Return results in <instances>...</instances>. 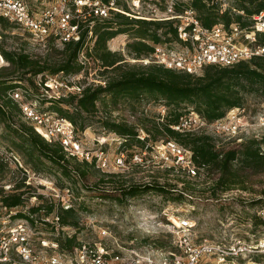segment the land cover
<instances>
[{"label": "trees", "instance_id": "obj_1", "mask_svg": "<svg viewBox=\"0 0 264 264\" xmlns=\"http://www.w3.org/2000/svg\"><path fill=\"white\" fill-rule=\"evenodd\" d=\"M174 2L177 12L193 9L200 22L208 27L218 23L229 26L234 22L242 27L249 25L251 27L254 22L253 16L264 11V0H233V6L224 10L219 0H174ZM124 8L128 9L127 6ZM14 27L7 19L0 17L2 35L3 30ZM93 32L95 40L90 55L100 63L102 74L113 72L114 76L103 84L87 85L81 94L71 93L61 98L38 96L44 103L51 105L50 111L71 121L77 134L85 132L95 124L107 132L117 134L124 140L122 151L134 146L145 147L150 140L164 143L174 140L192 152V161L197 169V174L193 177H200V170H205L204 180L212 181L210 192L215 199H218L222 193L238 188L259 194L260 198L254 201L256 204L264 205V135L228 147L224 143L219 144L218 138L206 134L205 131L199 133L180 131L172 127L180 123V118L186 115L190 108L208 122H212L224 117L234 108H247V97L250 95L256 94L261 102H264V57L255 56L251 60L241 61L233 66L207 65L199 75L156 64L126 67L122 54L110 50L108 41L120 34L130 35L132 40L126 44V47L134 58H141L154 50V44L177 40V28L173 21H149L116 12L111 19H97ZM1 40L2 38H0V55L9 63L8 66L0 69V124L6 132L20 140L21 145L30 152L38 170H43L40 168L43 167L50 171H60L68 178L75 176L82 180L87 179L94 172L101 171L97 167L96 158L92 161L79 160L69 156L59 142L47 141L24 120L19 103L10 96L11 92L18 88L19 84L15 81L22 80V78L14 79L12 74L15 72H19L22 76L30 75L34 79L40 75L43 81L47 75H56L60 72L79 73L83 65L79 62L78 55L84 47V41L70 42L62 48L51 46L47 56H38L22 49L9 50L1 44ZM257 40L264 45V32L257 33ZM53 56L58 58L52 60ZM33 84L36 89L37 85ZM24 89L28 96L31 95L28 91H35L30 88ZM144 96L162 100L170 108L165 121L147 115H142L140 118L137 116L136 127L133 121L112 118V112L120 108L122 101L134 103ZM140 131L145 133L144 137L141 136ZM3 164L0 160V171L3 169ZM168 171L176 172L175 183L167 180L163 183L121 185L120 194L114 199L122 201L153 192L165 199L180 202L185 199L186 193L196 191L197 186L192 181L180 178L181 170L176 169V166H171ZM114 176L112 173H104L96 183L98 186L110 185L114 182L112 180ZM178 183L183 184L182 189H178ZM21 188L22 186L19 185L6 191L0 186L1 206L9 211L24 206L26 201ZM38 197L43 200H39L37 205L30 206V213L38 217L42 214L50 215L57 212L60 206V212H57L60 216V224L69 227L72 235L57 239L63 249H73L79 244L76 229L80 228L81 220L78 210L73 205L66 209L56 205L52 200H45L42 195ZM14 217L35 221L30 214L22 211ZM257 219L261 224V216L256 218V221ZM50 224L47 225L51 226Z\"/></svg>", "mask_w": 264, "mask_h": 264}, {"label": "built area", "instance_id": "obj_2", "mask_svg": "<svg viewBox=\"0 0 264 264\" xmlns=\"http://www.w3.org/2000/svg\"><path fill=\"white\" fill-rule=\"evenodd\" d=\"M145 1L0 0V17L11 22L14 28L22 29L27 34L28 43L37 50H48L51 46L62 48L70 42L84 41V47L78 55V60L83 65L79 73L60 72L56 75H47L44 81L40 75L38 76L43 97L61 98L71 93L83 92L89 84H83L82 79L92 73L87 71H90L89 65L94 60L90 55L95 40L94 23L97 19H111L116 12L149 21H173L177 28V40L154 44V50L149 55L133 59L143 65L156 64L199 75L207 65L233 66L255 56L264 57V45L257 40V33L264 32V11L253 16L254 22L251 27L250 25L242 27L236 22L229 26L218 23L208 27L200 22L193 9L177 12L174 0H168L163 9H159L156 2L157 6L149 15H135L124 8L126 3L131 5V9L132 6L139 8ZM10 96L19 103L24 120L47 141L59 142L69 156L79 160L92 161L96 158L97 167L106 170L108 159L102 156L104 152L94 155L90 150H86L80 143L71 121L56 112L40 109L37 102L28 99L24 88L18 87ZM246 113V108H234L224 117L208 122L192 111L182 116L180 123L172 127L180 131L197 133L205 131L214 138L222 137L239 144L251 137H259L254 136L255 128L258 126L255 117L249 118ZM258 121L259 126L264 128V113ZM251 131L253 135L246 136ZM159 148L163 160L168 161L172 158L176 166L187 169L191 176L197 174L189 149L174 140L162 142ZM121 156L116 159L118 164H123L124 153ZM49 199L66 209L73 205L68 200L51 197ZM33 201L27 204L29 206H26L23 212L30 214L34 222L28 218H19L14 225L0 227V264H129L131 261L137 264H212L213 261H217V264H236L237 258L246 253H253L257 249L255 245L240 240L233 243H195L192 239L195 231L191 219L178 218L177 223L171 220L173 223L167 224L175 237L173 245L177 250L152 249L147 255H139L136 250L121 246L120 242H116L119 248L115 250L102 240L105 235H110L108 229L100 230L99 239L92 242L80 240L73 249L66 250L62 248L57 238L62 231L63 237L71 236L70 229L60 224V216L56 211L50 215L42 214L41 217L31 214L30 205H37L39 202L35 196ZM3 208L9 211L6 207ZM1 223L5 225L7 220ZM36 223L53 229L54 236H47L46 232L36 227ZM48 223H51V226H48Z\"/></svg>", "mask_w": 264, "mask_h": 264}, {"label": "rangeland", "instance_id": "obj_3", "mask_svg": "<svg viewBox=\"0 0 264 264\" xmlns=\"http://www.w3.org/2000/svg\"><path fill=\"white\" fill-rule=\"evenodd\" d=\"M156 2H158V6L155 5ZM219 2L223 10L233 6V0H219ZM130 3L132 4L131 1ZM165 3L163 0H146L141 3L139 8L132 6V9L130 4L126 3L125 5L132 14L149 15L156 6L163 9ZM0 35L1 44L9 50L22 49L30 54H38V56L50 53L49 50H37L32 47L26 39L27 34L22 29L3 30V35L0 30ZM120 37V47L116 48L110 40L108 48L122 54L126 67L144 66L133 60L138 58H134L126 47V44L132 40L130 35ZM57 58L58 56H53L52 60ZM8 65L9 63L0 56V69ZM89 66L91 69L87 72L92 73L87 74L88 77H83V84H103L102 82H106L114 76L113 72L102 74L100 63L95 59ZM12 75L14 79L22 78L21 81H15L19 84L17 87L35 90L28 91L31 94L28 96L30 101L37 102L42 110L51 109L49 103H44L41 97H37L42 93L38 84L39 77L34 79L30 75L22 76L19 72ZM33 83L37 85L36 89H34ZM246 105L247 116L255 117V123L258 125L255 128L254 136H263L264 128L259 126L258 119L264 113V102H261V99L254 94L247 97ZM99 106L102 109L100 103ZM169 112L170 108L164 101L144 96L134 103L122 101L120 108L112 112V118L133 121L137 127V116L140 118L142 115H147L165 121ZM191 112L192 108L186 114ZM100 114L102 115V113ZM140 134L142 137L145 136L143 131H140ZM252 135L251 131L246 136ZM217 138L219 144L224 143L228 147L238 144V142H232L222 137ZM78 139L82 146L86 150H90L92 154L104 152L102 156H106L108 159L105 171L94 172L87 179L82 180L75 176L68 178L60 171H50L40 166L43 170H38L30 152L21 145L18 138L9 135L0 124V160L4 163L3 169L0 171V186L6 191L12 190L14 186H22L20 190L24 191V201H26L24 206L17 207L13 212L6 211L0 204V227L7 228L6 226L17 223L19 218L14 216L19 211L23 212L27 208L26 206H29L27 204L34 202L33 196L37 197L39 201L43 200L38 197L42 195L45 200H50V197L68 200L78 210L79 220H81L80 228H75L78 241L92 242L99 239L101 229H108L110 235H105L102 240L108 246L114 247L115 250L119 248L116 242H120L123 247L136 250L139 255H147L152 249L177 250L173 245L175 237L169 231L167 224L173 223L171 219L175 217L177 220L178 218H189L194 225L195 233L192 239L195 243H233L240 240L255 245L257 249L253 253H246L237 258L236 264H264V205L256 204L254 201L260 198L259 194L236 188L222 193L218 199H215L210 192L212 181L204 180L205 170H200V177H193L189 176L190 173L187 169H180L176 166L172 162V158L168 161L163 160L159 148L162 141L150 140L145 147L134 146L127 151H122L123 138L103 130L97 124L87 128L85 132H78ZM122 153H124L123 164H118L116 159ZM171 166H176V169L181 170L180 178H186L197 186L195 192L185 194L183 201L168 200L153 192L122 201L114 199L120 194L119 186L121 185L163 183L167 180L175 183L177 177L174 174L176 172L168 171ZM104 173L114 174L115 176L112 178L114 182L110 185L98 186L96 182ZM177 187L182 189L183 184L178 183ZM57 195L59 197H54ZM60 208V206L57 208V212H60ZM260 216L261 224L258 219L256 221V218ZM5 219L7 223L3 225L1 221ZM36 227L46 232L47 236H54L52 234L54 230L50 227L46 228L41 223H36ZM63 232H60L59 237H63ZM69 233L71 232L69 231ZM131 255L135 256L134 253ZM129 264L137 263L131 261ZM212 264H217V261H213Z\"/></svg>", "mask_w": 264, "mask_h": 264}, {"label": "crops", "instance_id": "obj_4", "mask_svg": "<svg viewBox=\"0 0 264 264\" xmlns=\"http://www.w3.org/2000/svg\"><path fill=\"white\" fill-rule=\"evenodd\" d=\"M123 35L125 36L126 34H120L117 37L111 39V42L115 45L116 48L120 47V44H121V37L120 36H123Z\"/></svg>", "mask_w": 264, "mask_h": 264}, {"label": "bare ground", "instance_id": "obj_5", "mask_svg": "<svg viewBox=\"0 0 264 264\" xmlns=\"http://www.w3.org/2000/svg\"><path fill=\"white\" fill-rule=\"evenodd\" d=\"M171 220H173L175 223H177L178 222V220H177V218L175 217V218H173V219H171Z\"/></svg>", "mask_w": 264, "mask_h": 264}]
</instances>
